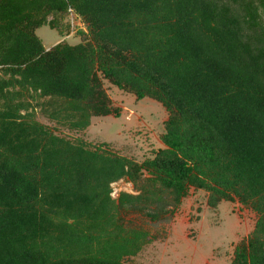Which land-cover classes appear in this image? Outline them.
Instances as JSON below:
<instances>
[{
  "label": "trees",
  "instance_id": "1",
  "mask_svg": "<svg viewBox=\"0 0 264 264\" xmlns=\"http://www.w3.org/2000/svg\"><path fill=\"white\" fill-rule=\"evenodd\" d=\"M69 10L87 33L46 51ZM103 80L165 108L152 160L37 120L119 117ZM191 188L258 215L232 264H264V0H0V264H124L151 242L126 217L169 222Z\"/></svg>",
  "mask_w": 264,
  "mask_h": 264
},
{
  "label": "rangeland",
  "instance_id": "2",
  "mask_svg": "<svg viewBox=\"0 0 264 264\" xmlns=\"http://www.w3.org/2000/svg\"><path fill=\"white\" fill-rule=\"evenodd\" d=\"M83 28L77 18L74 25L66 18L59 32L45 26L37 35L47 48L58 42L78 45ZM74 29L75 37L68 39ZM102 82L113 107L121 111L119 117L93 118L91 126L84 132L59 128L39 112L37 120L68 140H83L92 147L104 145L103 149L138 164L152 160L164 148L161 138L169 118L165 108L149 98L137 100L106 80ZM144 177L148 175L144 173ZM112 189L113 199L121 193L137 194L128 180L115 183ZM208 197L205 191L191 188L188 196L173 210L171 220L165 223H156L144 215H128V223L147 231L151 242L124 264H232L236 249L247 244L253 233L258 215L237 200L224 201L217 208H210Z\"/></svg>",
  "mask_w": 264,
  "mask_h": 264
},
{
  "label": "built area",
  "instance_id": "3",
  "mask_svg": "<svg viewBox=\"0 0 264 264\" xmlns=\"http://www.w3.org/2000/svg\"><path fill=\"white\" fill-rule=\"evenodd\" d=\"M67 18L70 20V22H71L72 25H74L75 18H77L78 20L81 21V19L74 13L73 10H69V14H68V17ZM81 23H82V21H81ZM82 25L84 26L83 31L87 33L86 26L83 23H82ZM74 33H75V29L72 30L71 35H74Z\"/></svg>",
  "mask_w": 264,
  "mask_h": 264
},
{
  "label": "crops",
  "instance_id": "4",
  "mask_svg": "<svg viewBox=\"0 0 264 264\" xmlns=\"http://www.w3.org/2000/svg\"><path fill=\"white\" fill-rule=\"evenodd\" d=\"M45 27V26H44ZM47 27H49V26H47ZM43 28V27H42ZM50 28V27H49ZM41 29V28H40ZM40 29H38V30H40ZM38 30L36 31V34H37V32H38ZM55 31H57V30H55ZM75 35V34H74ZM74 35H68L67 37H69L68 39H70V38H72V37H75ZM38 36V35H37ZM39 37V36H38ZM41 40V39H40ZM42 41V40H41ZM81 42V41H80ZM42 43H43V41H42ZM59 43H61V42H58V43H56V44H54L53 46H51L50 48H47L45 45H44V43H43V46H44V48L46 49V51H50L53 47H55L56 45H58ZM79 44V43H78ZM70 45H72V44H70Z\"/></svg>",
  "mask_w": 264,
  "mask_h": 264
}]
</instances>
